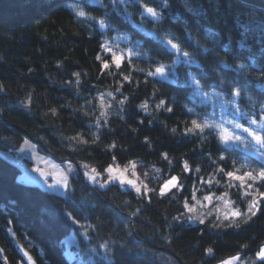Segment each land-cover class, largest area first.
I'll return each mask as SVG.
<instances>
[{
  "label": "trees",
  "instance_id": "trees-1",
  "mask_svg": "<svg viewBox=\"0 0 264 264\" xmlns=\"http://www.w3.org/2000/svg\"><path fill=\"white\" fill-rule=\"evenodd\" d=\"M143 2L161 13L159 22L143 15L139 0H0V151L11 153L28 140L76 168L61 196L19 182L20 170L0 156V264H220L234 256L235 264H264L256 255L264 247V187L258 179L241 185L226 175L264 167V157L210 136L182 134L189 119L185 106H192L195 91L189 73L205 92L220 76L250 89L260 84L264 0ZM73 8L86 16L77 17ZM101 18L105 29L96 22ZM168 33L179 38L194 64L181 58L173 65L176 55L163 42ZM241 39L247 47L239 46ZM205 47L213 51L205 53ZM113 52L124 58L120 68ZM157 62L167 66L166 79L139 71ZM223 63L230 67L223 69ZM239 63L248 71H236ZM160 98L173 113L155 107ZM195 103L209 114L213 110L211 99L197 96ZM130 164L147 193L116 184L99 189L84 177V168L104 173L114 165L115 175L133 178L124 168ZM174 176L177 187L159 195ZM220 196L235 216L215 217L216 199L203 221L189 216L196 201ZM253 199L260 209L247 219ZM69 235L76 241L71 260L65 255Z\"/></svg>",
  "mask_w": 264,
  "mask_h": 264
},
{
  "label": "snow or ice",
  "instance_id": "snow-or-ice-1",
  "mask_svg": "<svg viewBox=\"0 0 264 264\" xmlns=\"http://www.w3.org/2000/svg\"><path fill=\"white\" fill-rule=\"evenodd\" d=\"M123 2V0H121ZM142 5L143 15L146 18H151L154 22H159L161 19V13L156 11L155 8L147 6L143 0H139ZM190 12L193 9H188ZM73 11L77 17H85L86 13L83 10L78 8H73ZM88 19H94L93 17H88ZM254 19V18H253ZM101 29H105L106 23L103 18L96 21ZM237 24L243 28V32H248V27L237 18ZM210 38L215 39V36L211 35V30H209ZM216 36H219L220 33H216ZM171 33L166 34L163 37V42L169 48V50L176 55V60L173 61V65L180 62L181 58H184V63L192 65L195 63V60L192 59V54L184 50L179 38L172 37ZM230 39V38H229ZM174 40L176 42H174ZM107 50L106 45H102ZM241 48L247 47L245 40L241 39L239 42ZM195 48L198 51L200 48V42L195 41ZM205 53L213 51V49L203 48ZM112 62L116 65L117 68L121 67V64L124 60L122 55H117L116 53H111ZM105 68H108L109 65L105 63L103 65ZM198 66V65H197ZM166 65L162 62H157L156 66L153 68L151 65L149 69L145 71L144 69H139V71L144 72L145 77H161L167 78L166 76ZM223 69H228L230 65L227 63L222 64ZM234 69L238 72H247L248 68L244 63H239L234 65ZM77 77L79 74H76ZM191 84L194 86L195 91L193 94V104L191 107H186V114L189 116L188 120L183 121L184 123V132L182 134L186 135H199L207 138L208 136L216 140V142L222 146H230L233 144H246L250 149H255L261 157H264V68H261L257 72V76L260 79V84L255 88H249L248 86L241 85L240 82L236 79L227 80L223 76L218 77L217 81L212 85L213 91L205 92L203 90V85L201 81L196 78L192 73L188 74ZM125 80H128L129 77L125 76ZM78 82V81H77ZM147 83V79L144 81ZM251 83V81H249ZM258 88V91H257ZM157 90H154L153 96H155ZM111 95V93H109ZM203 97L205 99L213 100V110L209 114L207 111L198 109L197 104L195 103V97ZM121 104L124 101H120ZM203 103V100L201 101ZM140 109L147 111L148 103L142 102L139 105ZM155 107L157 109L163 110L168 113L174 112V107L164 98H160L156 101ZM219 109V112L216 109ZM178 129L173 127L171 132L176 134ZM147 143V139L145 141ZM165 159H167V154H162ZM220 160H225L224 155H220ZM85 167H87L85 165ZM96 173V170H92ZM108 177L110 180H119L121 184L131 185L135 188L137 193L141 192L140 188H136L135 184L131 180H127L122 174L114 175V169L109 167L106 169ZM221 172L224 171L223 168L220 169ZM43 176V173H40ZM98 176L99 173H96ZM230 180L240 181L241 185H246V182H256L257 179L260 181V187H264V167L254 168L251 171L242 173L241 175H236L232 171L226 173ZM89 179L95 182L96 176H91ZM29 183L34 181L29 178ZM175 183V177L172 180L168 181L161 188V195L164 194L165 190L168 189L171 185ZM62 186L67 188L68 182L67 178L62 182ZM105 184L102 182L100 187H104ZM63 194V193H62ZM210 199V198H209ZM260 199L264 201V193H260ZM260 209V203L253 199L247 207V219H251L252 216H255L257 211ZM133 216L137 213H132ZM71 217V214L69 213ZM247 222V221H245ZM239 226V225H237ZM88 228H93L92 225H88ZM106 245V244H105ZM101 245V247H105ZM208 253H212V248L207 249ZM257 259L264 261V247H261L257 252ZM225 264H231L230 261H226Z\"/></svg>",
  "mask_w": 264,
  "mask_h": 264
},
{
  "label": "rangeland",
  "instance_id": "rangeland-1",
  "mask_svg": "<svg viewBox=\"0 0 264 264\" xmlns=\"http://www.w3.org/2000/svg\"><path fill=\"white\" fill-rule=\"evenodd\" d=\"M233 147H237L240 149L245 150L246 152H250L251 154L261 158L260 154L253 148L250 149L246 144H233L230 145ZM0 156L6 158L7 160L13 162L17 168L20 170V173L17 177V180L21 183L28 184V185H36L40 187L43 191L66 196L67 195V188L62 186V182L67 178V182L69 181V178L71 176L75 175L76 168L74 166H71L67 163L57 162L55 159H53L49 155H45L41 152H39L34 145L29 142L28 140H24L20 146L18 147L17 154H11L8 151H0ZM109 167H112L114 169V175L118 171L119 167L110 165ZM107 167V168H109ZM106 168V169H107ZM125 168V171H129L133 178H127L126 172H124L122 175L127 179L134 182L136 188H140L141 192L137 193L135 188L131 185L127 184H121L119 180H110L108 177V173L105 169L104 173L98 172L96 169V173H99L97 176L96 173H94L92 170L94 168L87 167L83 169L84 177L85 179L92 183L97 185L99 189H104L110 184H116L119 185L124 190H132L136 194H142L147 193L148 189L146 185L140 181L138 178L134 164H130ZM40 173H43L44 175L41 176ZM119 173L118 175H120ZM96 176L95 182L89 177ZM175 177V176H174ZM31 178L34 182L29 183L28 180ZM173 177L168 179L166 182L162 184L160 187L158 194L161 195V188L165 183L172 180ZM104 183V187H100L101 183ZM178 179L175 177V183L171 185L168 189L165 190L164 194H167L169 191L177 187ZM63 193V194H62ZM210 198V199H209ZM214 199L217 200L218 204L214 208V214L217 218H223L227 219L231 216H235L237 214L236 210L233 208L230 201L224 197H207L203 201H196L193 206H191L188 209L189 216L193 217L195 219H198L199 221H203L204 218L209 214L205 209L214 201ZM208 213V214H207ZM65 242V255L68 259H73V253L70 250V247L72 245L76 244L75 238L73 235H69L64 239ZM226 261H230L231 264H235L238 261V257H230L224 261H222L220 264H225Z\"/></svg>",
  "mask_w": 264,
  "mask_h": 264
},
{
  "label": "crops",
  "instance_id": "crops-1",
  "mask_svg": "<svg viewBox=\"0 0 264 264\" xmlns=\"http://www.w3.org/2000/svg\"><path fill=\"white\" fill-rule=\"evenodd\" d=\"M26 141V140H25ZM68 190V189H67Z\"/></svg>",
  "mask_w": 264,
  "mask_h": 264
}]
</instances>
